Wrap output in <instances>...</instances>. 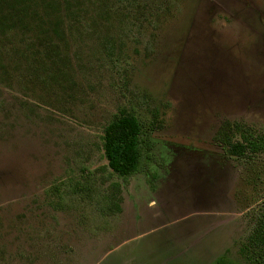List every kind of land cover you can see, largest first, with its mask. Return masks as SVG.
<instances>
[{"label":"rangeland","instance_id":"rangeland-1","mask_svg":"<svg viewBox=\"0 0 264 264\" xmlns=\"http://www.w3.org/2000/svg\"><path fill=\"white\" fill-rule=\"evenodd\" d=\"M98 5L89 0L94 17ZM141 8L147 18L136 40H121V26L105 21L95 27L114 48L104 49L95 30L76 33L58 81L40 83L27 56L3 55L0 264L248 263L244 244L264 209V155L248 163L214 137L226 122L264 126V0H149ZM130 103L156 118L148 136L156 178L120 182L121 210L106 227L89 214V199L56 208L48 188L77 155L94 167L107 162L104 128ZM190 157L205 161V191Z\"/></svg>","mask_w":264,"mask_h":264},{"label":"trees","instance_id":"trees-1","mask_svg":"<svg viewBox=\"0 0 264 264\" xmlns=\"http://www.w3.org/2000/svg\"><path fill=\"white\" fill-rule=\"evenodd\" d=\"M145 1L149 0H98L94 17L89 0H0V61L3 55L27 56L32 79L44 84L58 81V77L66 76L65 71L59 74V64H69V46L78 39L77 34L95 30L106 50L114 48L115 42H107V38L99 34L95 26L103 21L121 26L118 36L121 40L125 35L136 40L137 34H143L142 22L147 15L142 16L141 5ZM5 43L8 47L2 49ZM106 57L119 65L114 51H108ZM155 122L156 118L145 116L134 103L120 107L104 128L103 150L107 162L94 167L93 162H86L77 155L67 175L46 191L51 197L49 202L56 208H65L75 206L78 200L89 199V214L93 219L105 220L104 227L116 220L121 210L120 182L126 183L140 172L151 179L157 176L151 166L155 162L153 141L148 139ZM214 138L226 154L248 163L264 155V126L226 122ZM244 245L247 264H264V209L258 213ZM212 264L235 263L219 257Z\"/></svg>","mask_w":264,"mask_h":264},{"label":"crops","instance_id":"crops-1","mask_svg":"<svg viewBox=\"0 0 264 264\" xmlns=\"http://www.w3.org/2000/svg\"><path fill=\"white\" fill-rule=\"evenodd\" d=\"M190 158H192V157H190ZM190 158H189L190 162L188 161V163H190V165H191L190 173H193L194 177L196 179H200L198 181V183L201 184L200 186L202 187V190L205 191V189L207 188V185H205V183H204V181H205V172H204L205 161L203 162V164L200 165L199 164L200 161L198 159H196V158L190 159ZM203 196L205 197V192H204Z\"/></svg>","mask_w":264,"mask_h":264},{"label":"flooded vegetation","instance_id":"flooded-vegetation-1","mask_svg":"<svg viewBox=\"0 0 264 264\" xmlns=\"http://www.w3.org/2000/svg\"><path fill=\"white\" fill-rule=\"evenodd\" d=\"M140 173H143V172H140ZM140 173H137V174H140ZM146 174V173H145ZM157 174V173H156Z\"/></svg>","mask_w":264,"mask_h":264}]
</instances>
